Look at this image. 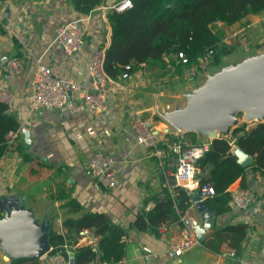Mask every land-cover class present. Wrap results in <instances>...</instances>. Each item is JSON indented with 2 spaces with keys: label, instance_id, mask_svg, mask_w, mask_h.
<instances>
[{
  "label": "crops",
  "instance_id": "crops-1",
  "mask_svg": "<svg viewBox=\"0 0 264 264\" xmlns=\"http://www.w3.org/2000/svg\"><path fill=\"white\" fill-rule=\"evenodd\" d=\"M121 1L100 0L84 14L74 8L72 0H0V91L11 93L10 107L5 103L7 113L23 126L15 148L8 151L6 147L0 158V219L5 216L4 205L17 201L31 211L40 224L47 226V233L65 235L64 218H77L83 212H103L126 231L122 264H264V176L251 168L245 171L244 188L256 193V203L246 210H237L228 203V209L219 213L207 207L215 211L216 219L214 227L206 230L202 239H214L212 234L217 227L245 224V236L237 248L224 240L213 251L200 239L199 245L175 255L172 247L176 242L185 237H196L192 222L203 224L194 202L186 210L178 211L179 222L162 224L165 229H157L156 234L132 226L137 214L143 210L144 202L145 209L151 208L154 205L151 198L162 193V167L170 162L161 143L148 149L135 141L133 120L136 116L151 118L161 140L172 138L173 134L167 132L169 123L159 117L158 112L184 105L185 94L223 64L239 62L249 54L262 52L264 9L231 25L213 24L221 37L241 30V37L245 38L239 45L236 44L239 35L236 40H227L230 48L217 67L209 65L204 71L188 76L194 66H181L176 72L179 61L168 56L166 61L172 60L173 63L169 62L166 72L145 70V65H139L128 79H118L119 82L111 84L105 108L97 115H90L85 110L79 92H72L62 108L31 111L27 97L39 63L48 65L53 73L74 79L85 89H91L89 58L94 51H105L109 46V15L115 12L109 7ZM87 15L89 17L83 23L82 49L71 55L65 54L52 42L55 26ZM6 24L25 36L26 46L12 37ZM13 57L22 61V69L16 74L6 69ZM255 122L238 118L232 129L242 123H247L249 128ZM232 129L224 137L230 138ZM182 133L192 142L207 139L194 132ZM96 150L112 157L113 169L119 179L116 189L96 190L92 187L88 161ZM236 188H242L240 179L227 190L230 192ZM70 199L80 205L73 213L64 207ZM89 240L80 236L72 249L91 245ZM230 250L235 252V257L222 256L223 252ZM4 255L0 249V264H9L11 259L6 260ZM67 258L69 260V256ZM39 261L50 264L48 254Z\"/></svg>",
  "mask_w": 264,
  "mask_h": 264
},
{
  "label": "trees",
  "instance_id": "trees-1",
  "mask_svg": "<svg viewBox=\"0 0 264 264\" xmlns=\"http://www.w3.org/2000/svg\"><path fill=\"white\" fill-rule=\"evenodd\" d=\"M132 5L109 15L111 25L110 44L104 51V69L112 79L127 71L129 74L144 63L145 70L166 72L169 62L165 58L174 57L181 66H196L202 56L210 53V65L222 64L228 52L229 42L224 40L213 24L222 22L231 25L239 22L248 14H256L264 9V0H131ZM74 8L81 13H89L100 0H72ZM179 55H182L179 58ZM183 60L185 62H183ZM130 68L126 69L125 66ZM7 105L0 101V158L5 154V135L16 130L19 123L7 113ZM240 115V113L238 114ZM231 137L219 136L211 139L210 148L200 157L195 166L199 170L195 179L198 183H211L215 195L204 200L206 207L221 212L228 209L231 193L228 187L240 179L242 188L246 186L244 174L251 168L256 174L264 176V121H257L247 128L242 123L232 129ZM239 147L253 158L247 167L237 162L231 154L232 146ZM163 198L153 196L154 205L137 214L132 226L138 230H148L156 234L162 224L179 222L178 211L186 210L193 202L197 190L182 187L171 195L163 189ZM73 213L80 205L70 199L64 205ZM63 225L65 235L48 232V255L60 252L68 257L73 253L75 264H83L100 259L112 264H122L124 253L123 237L125 229L114 223L103 212H83L79 217H66ZM92 227L100 237L96 247L85 245L72 249L83 229ZM246 225H225L217 227L212 240L201 241L210 249L217 250L224 240L232 247H239L245 236ZM216 241V242H215ZM68 247L70 249H68ZM72 250V251H71ZM74 251V252H73ZM9 264H41L39 259L12 258Z\"/></svg>",
  "mask_w": 264,
  "mask_h": 264
},
{
  "label": "built area",
  "instance_id": "built-area-1",
  "mask_svg": "<svg viewBox=\"0 0 264 264\" xmlns=\"http://www.w3.org/2000/svg\"><path fill=\"white\" fill-rule=\"evenodd\" d=\"M131 0H122L118 4L111 5L109 8L112 11L119 12L131 7ZM89 15L83 18L70 20L59 23L54 28L52 42L58 45L62 51L71 55L80 51L84 44V27L83 23L87 20ZM12 37L23 46H26L25 36L13 29L10 25H5ZM237 34L227 35L224 40H236ZM244 37L238 39L237 45L243 43ZM182 55H179L181 58ZM183 62H185L183 60ZM139 65H144L140 63ZM210 65V53L202 56L199 64L194 66V70L189 71L188 76H191L196 71H204ZM126 69L130 66L126 65ZM11 74L19 73L22 69V61L18 57L11 58L6 67ZM88 70L91 78V89H85L81 84L69 77L57 75L52 72L51 68L43 63H39L31 81V92L28 95V101L31 111H38L39 109H58L62 108L69 100L72 92H79L81 102L85 110L90 115H97L105 108L107 96L110 92L111 84L119 82V80H126L129 78L127 71L122 72L118 79H112L104 69V50H96L92 53L88 61ZM0 101L9 105L12 102L11 93L8 91H0ZM158 116L163 118L162 114L158 112ZM164 119V118H163ZM23 126H19L16 130L9 131L5 135V143L8 151L15 148L17 136L22 131ZM132 129L135 135V141L148 149L155 148L158 143H161L169 156L170 162L163 165L162 173L164 176L163 188L171 195L175 194V189L178 187L187 190H197V196L200 200H205L215 195V189L211 183H198L195 179L197 168L196 161L204 155L210 148V139H203L199 142H192L185 136L181 130L170 126L167 132L173 134L172 138L160 139L158 132L155 130L151 118H144L136 116L132 123ZM113 159L110 155L102 150H96L92 153L88 168L92 176V187L96 190L101 188L116 189L119 183L118 176L113 169ZM230 205L237 210H246L251 205L257 202L258 196L256 193L248 188H236L230 191ZM164 196L161 193L158 197L162 199ZM158 229H165V225H161ZM82 238L90 239L89 242L94 247L99 242V236L94 234L91 227L85 228L80 233ZM199 239L185 237L176 242L172 250L175 255H181L195 245H199ZM223 257L233 258L235 252L225 251L222 253ZM50 264H69L66 256L60 252L48 255ZM83 264H112L108 261L100 259H93Z\"/></svg>",
  "mask_w": 264,
  "mask_h": 264
},
{
  "label": "water",
  "instance_id": "water-1",
  "mask_svg": "<svg viewBox=\"0 0 264 264\" xmlns=\"http://www.w3.org/2000/svg\"><path fill=\"white\" fill-rule=\"evenodd\" d=\"M161 113V112H160ZM245 122L264 121V50L245 56L239 62L223 64L216 72L185 94V103L162 112L163 118L174 128L202 138L227 136L238 123V114ZM28 135L26 130H23ZM237 162L247 167L253 158L239 147L231 149ZM203 224L192 222L197 239L215 224V211L209 210L197 195L193 197ZM5 216L0 219V249L5 259H39L49 251L47 226L40 224L31 211L17 201L4 205ZM69 264H75L69 255Z\"/></svg>",
  "mask_w": 264,
  "mask_h": 264
},
{
  "label": "rangeland",
  "instance_id": "rangeland-1",
  "mask_svg": "<svg viewBox=\"0 0 264 264\" xmlns=\"http://www.w3.org/2000/svg\"><path fill=\"white\" fill-rule=\"evenodd\" d=\"M233 33H236L237 35H239V38L241 39L242 37H241V30H237V31H232V32H229L227 35L229 36V35H232ZM232 41H233V39H232ZM238 118L240 119V120H242V115L240 114V115H238ZM40 221V220H39ZM41 222V221H40Z\"/></svg>",
  "mask_w": 264,
  "mask_h": 264
}]
</instances>
